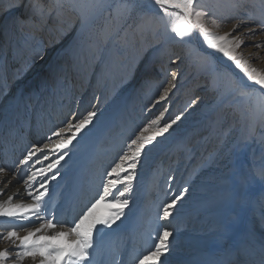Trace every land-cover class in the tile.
Listing matches in <instances>:
<instances>
[{
	"label": "rangeland",
	"instance_id": "rangeland-1",
	"mask_svg": "<svg viewBox=\"0 0 264 264\" xmlns=\"http://www.w3.org/2000/svg\"><path fill=\"white\" fill-rule=\"evenodd\" d=\"M26 2L36 9L45 7L44 16L56 5L53 0H47L44 4L40 0ZM10 4H2L0 11L7 9ZM127 5L129 12L119 20L121 29H118L119 23L111 13L99 20L88 36H84L85 40L96 42L113 52L110 61L104 63L109 73H99V76L109 77L108 82L114 84L115 92L111 104L105 106L103 115L97 119L98 127L105 125L106 132L101 128L88 130L90 134L87 135V145L98 139L97 150L91 160L85 163L87 178H83L80 183L77 204L73 198L64 196L66 189L69 191L73 186L74 176H71L59 188V195H54L52 202L56 209L48 211V216L54 217V222H60L62 227L59 230L67 231L85 202L96 191L102 174L118 159L128 139L149 122L150 118L167 108L161 123L176 115H180L182 119L165 137H158L157 142L146 148V155L142 157L136 170L129 208L125 209V216L112 228H123L126 225L127 228L117 234H127L131 229L127 225L137 216L141 203L153 205L157 198L156 196L147 201L148 188L164 191L168 187L166 183L173 178L172 184H177L176 193L183 187H188L190 192L178 206L179 211L171 220H190L206 235L189 237L182 231L180 239L184 248L180 250V256H187L186 260H190L195 252L202 256L215 239L220 238L222 230L227 229L222 214L229 201H234L239 206L232 210L230 215L242 221H238L237 228L252 223V230L258 235L256 241L261 243L264 251V179L259 175L264 169V138L260 143H256V146L253 141L243 142L245 138L250 137L249 131L257 112V96H242L234 78L236 75L240 79L244 78L243 85H251L250 87L257 89L259 93L264 94V89H259L247 81L245 74L222 53L208 48L198 31L194 30L184 39L176 37L171 29L178 21L174 15L165 16L154 4V0H127ZM197 7L207 11L205 21L215 34H239L243 43L236 50V54L247 60L250 66L264 71V46L256 47L264 45V29L260 27L264 22V0H197ZM213 19L218 27L212 24ZM41 22H37L36 29L31 31L27 23L22 26L17 20L5 21L2 29L11 32V49L19 48L17 42L27 31L37 37L38 33L44 30L43 26L50 29L51 25ZM236 24H239V27L233 32V26ZM126 30H133V33L128 35L129 45L125 44L124 38L121 39V32H127ZM20 31L23 33L20 34ZM251 33H256L254 38ZM7 47L8 39L0 32V89L5 88L2 79L7 71L9 59L3 56V51ZM15 54L13 52L10 59ZM21 58V55L17 58L18 66L20 61L26 60ZM22 66L20 63V68L11 67L9 70L23 73L25 68ZM172 71L177 72L176 88L170 91L164 101L156 104L155 101L163 87L171 80ZM68 72V69L63 68L58 80H64L65 84ZM80 91L78 89L76 92ZM52 97H55L54 94ZM39 100L37 99L38 103L42 102ZM75 103V100L71 102L70 107H74ZM258 125L259 130L264 132V116H261ZM23 126L29 127L27 123ZM22 134L23 132L18 135L22 137ZM28 135H32L29 138L32 140L37 137V131ZM4 142L0 139L1 150L7 149V146L18 148L15 146L16 141L11 138ZM83 153L85 154L81 155L85 156L86 152ZM16 165L17 163H14V166ZM240 173L243 176L237 178ZM161 180L165 181L163 186L160 185ZM233 193L238 194L234 199ZM68 202L72 203L67 205ZM152 210L141 214L143 227L150 230L149 237L155 236V229L163 222L157 219L158 214L153 215ZM98 229L108 231V228L102 226H98ZM153 242L150 238L146 245L150 247ZM5 250L10 253L9 263L13 264V248H10L8 242L0 240V251ZM112 250L114 249L111 248ZM258 250L255 249V253H258ZM34 262H37V259ZM22 263L28 264L29 261L25 259ZM248 264L264 263L255 261Z\"/></svg>",
	"mask_w": 264,
	"mask_h": 264
},
{
	"label": "bare ground",
	"instance_id": "bare-ground-1",
	"mask_svg": "<svg viewBox=\"0 0 264 264\" xmlns=\"http://www.w3.org/2000/svg\"><path fill=\"white\" fill-rule=\"evenodd\" d=\"M46 1L40 0L43 4ZM53 1L56 5L48 10V14L44 16L43 10L45 7L43 6L40 10V8L30 7V4L26 0H22L21 2L18 0H0V8L2 4L8 5L11 3L7 9L0 11V32L8 39V47L3 51V56L9 59L7 71L2 79L4 80L5 88L0 89V136L6 135V140L11 138L16 141L17 145L15 146L18 147L17 149H12L7 146L8 148L5 150L0 149V166L12 171H16L19 167V172L15 176L12 175L11 171L0 176V191L3 193L0 194V202L6 201L8 195L14 196V203L21 201L28 202L29 198L25 195V186L22 183V180L26 178L27 166L18 165L19 159L33 145L42 146L53 130L64 126V123L68 119L73 117L79 118L90 110L97 111V117L94 118L93 122L94 126H89V129H85L80 134L82 138L78 137L79 143L74 141L75 147L70 146L69 154L71 158H66L65 161L61 162V166H58L57 170L61 173V176L57 180L50 181L48 184L49 197H46L48 200L47 213L52 209H56V205L52 202L54 195H59V188L71 176H74V180L72 179L73 186L69 191L66 189L64 196H68L69 199L73 198V201L77 204L80 183L83 178H87L85 163L89 159L91 160L97 150L96 144L98 139L94 138L95 140L91 144H88L89 147L87 145V135L90 134L88 130L92 129V131H95V129L101 128L98 127L99 121L97 119L103 115L102 112L105 106L111 104L112 95L115 92L114 84L108 82L109 77L102 78L99 76V73L103 75L104 73L106 75L109 73L104 67V63L108 62L107 60L112 57L113 52L111 49L99 46L96 42L85 40L84 36H88L96 23L111 13L117 19V23H119L118 29H121L120 18L129 12L127 0ZM39 14H43V16L40 17ZM44 18L45 21L43 22ZM13 20H17L22 26L27 23L28 27H31V31L36 29V24L39 21L51 25V27L50 29H45L43 26L42 29L44 30H41V34L38 33L37 37L34 36V33L31 34L27 31L26 34L22 35V39L20 38L19 42H17L19 48L16 47L12 50L10 46L12 40L11 32L2 29V25H5V21L12 22ZM126 31L121 32V39L124 38L125 44L129 45L130 40L128 39L130 36L128 35H131L133 30ZM19 33L22 34L23 31ZM13 52L14 54L16 52L17 55L15 54L10 59V55ZM20 55L22 56L21 60L23 58L26 60L24 62L20 61L18 66L17 58ZM62 60L63 62H61ZM20 63L23 65L22 68H25L23 73L22 71L19 73L10 72L9 69L11 67L20 68ZM63 68L69 70L65 84L64 80H58ZM234 79L237 83L236 86H243L244 78L240 79L236 75ZM78 89L81 90L80 93L76 92ZM53 94L55 97H52ZM37 99H40L42 102L39 100L40 103H38ZM74 100L76 102L74 107H70L71 102ZM256 110L257 112L252 123L253 126H251L249 131L250 137L243 140V142L253 141L254 146L264 138V132L259 130L258 125L262 115L258 107ZM24 116L27 119L30 118L27 121L33 124V129L28 125L27 131L26 126H23L27 123L23 119L25 118ZM33 119L35 120L33 121ZM105 127L103 125L101 128L103 132L107 130ZM36 131L37 137L32 140L28 139V134L30 132L35 133ZM22 132V137H20L18 134ZM20 148L22 149L20 150ZM253 148L251 155L254 153ZM44 151L47 152L48 150L45 149ZM84 151L86 155L82 156L81 154H85L83 153ZM43 154L37 153V156H42ZM14 163H17V165L14 166ZM47 163L48 161H44L45 166ZM242 176L243 174L240 173L237 178ZM8 181L10 183L5 187V183ZM164 182L161 180L160 185L163 186ZM172 183L173 179L169 180L166 183L168 187L164 191L158 188H152L153 190L148 188L147 201L149 202L156 196L157 198L153 205L141 203L142 206H139L137 209V216L127 225L131 229L124 236L117 233L123 232V229L127 228L125 227L126 225L123 228H111L108 231L100 229L99 235L94 234V247L89 250L93 264H136L139 256L150 248L146 245L147 240H150V230L143 227L141 214L152 209L154 211L153 215L158 214L160 206L166 200L171 199L176 193L177 184L173 185ZM113 191V194H115L116 190ZM237 195V193H233V199ZM71 203L68 202L66 204L70 205ZM237 206L238 204L234 201H229L226 204L222 214L227 225L226 231L222 230L220 238L215 239L216 241L206 249V252L202 256H199L195 252L192 254L190 260H186L187 256L184 257L179 254L180 250L184 248V245L181 244L180 234L182 231L187 233L189 237L191 235L196 237V235L201 236L205 234L187 219H180L181 221L179 222H175V219L163 221L162 225H168L174 232L173 238H170V253L167 254L166 259L162 257V260H165V264H248L255 261H263L264 263V251L261 243L256 241L257 234L252 230V223L243 227L238 226L237 228V223H242V221L240 219L236 220L235 217H230L231 211L236 210L239 207ZM34 226L38 227L39 222H35ZM10 227H12V224L8 223L6 218H0V235L6 234V231ZM19 235H26V232L21 229L19 230ZM1 241L8 242L10 248H13V252L17 250L16 245L11 241ZM16 244H18V241ZM111 248L114 249L112 250L114 253H112ZM255 249H259L258 253H255ZM118 250L120 251L119 253L116 252ZM237 255L239 256L237 257ZM26 259L29 261L28 264L34 262L31 258ZM6 264L11 263L7 261ZM34 264H39V257Z\"/></svg>",
	"mask_w": 264,
	"mask_h": 264
},
{
	"label": "snow or ice",
	"instance_id": "snow-or-ice-1",
	"mask_svg": "<svg viewBox=\"0 0 264 264\" xmlns=\"http://www.w3.org/2000/svg\"><path fill=\"white\" fill-rule=\"evenodd\" d=\"M154 4L165 16H175L178 23L171 30L176 37L184 39L194 30L198 31L208 48L222 53L245 74L247 81L258 86L259 89H264V71L250 66L247 60L236 54V50L243 43L240 35H233V33L217 35L212 32L205 21L208 13L204 8L197 7V0H154ZM212 24L219 26L215 19L212 20ZM238 27L239 24L234 25L233 32ZM260 27L264 29V22L260 24ZM255 35L256 33H251V37L254 38ZM261 46L264 45H256V47ZM176 79L177 72L172 71L171 80L167 82L166 87H163L155 101L156 104L164 101L170 91L176 88ZM237 87L240 88L242 96L251 97L254 94L257 96V107L264 116V94L248 85H237ZM166 112L167 108L161 110L159 115L150 118L149 122L128 139L118 159L102 174L100 183L96 185V191L85 202L67 231L58 230L62 227L60 222H54V217L47 215L48 184L61 176L57 170L58 166H61V162L66 158H71L70 146L75 147L74 141L79 143L80 134L85 129H89V126H94L97 111L90 110L79 118L68 119L64 126L53 130L42 146L33 145L18 161V165L27 166L26 178L22 180V183L29 201L14 203V196L8 195L6 201L0 202V218H6V221L12 224L6 234L0 235V240H8L16 245L13 264H22L26 258L35 261L37 257H39V264H93L89 250L94 247V234H100L101 230L98 226L111 229L125 216V209H128L130 205L136 170L142 157L146 155V148L157 142L158 137H165V134L169 133L170 129H173V126L182 119L180 115H176L161 123ZM45 149L48 151L45 152ZM37 153L44 154L37 156ZM44 161H48L46 166ZM10 171L15 176L19 172V167L16 171H12L0 166V176ZM259 175L264 179V169ZM8 183L10 181L5 183V187ZM118 185L122 187L117 188ZM113 190H116L115 194ZM189 192L188 187H183L170 200H166L159 208L157 219L170 221L174 218L179 211L178 206L186 199ZM0 194H3L2 191ZM101 209L104 211L101 212ZM35 222H39L38 227L34 226ZM21 229L26 232V235H19ZM155 233L154 237H150L154 241L153 244L149 250L139 256L136 264H165L162 257L166 259L167 254L170 253V238H173L174 232L165 224L159 225ZM17 241L18 244H16ZM9 258L8 251H0V264H6Z\"/></svg>",
	"mask_w": 264,
	"mask_h": 264
}]
</instances>
